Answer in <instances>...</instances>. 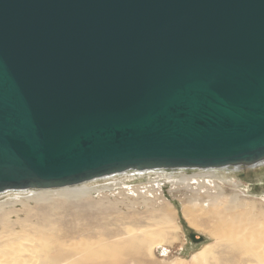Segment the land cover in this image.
Wrapping results in <instances>:
<instances>
[{
    "label": "water",
    "instance_id": "water-1",
    "mask_svg": "<svg viewBox=\"0 0 264 264\" xmlns=\"http://www.w3.org/2000/svg\"><path fill=\"white\" fill-rule=\"evenodd\" d=\"M262 166L264 0H0V197Z\"/></svg>",
    "mask_w": 264,
    "mask_h": 264
},
{
    "label": "rangeland",
    "instance_id": "rangeland-1",
    "mask_svg": "<svg viewBox=\"0 0 264 264\" xmlns=\"http://www.w3.org/2000/svg\"><path fill=\"white\" fill-rule=\"evenodd\" d=\"M257 172L251 183L242 181L238 172L231 171L127 175L85 185L91 190L88 194L68 201L58 196L59 190L11 193L0 197V216H7L11 230L30 233L15 244L30 249H36L40 244L32 236L34 230L41 223L46 224L44 232L49 242L46 252L49 257L59 252L71 254L73 251L68 245L84 239L91 241L98 234L109 235L116 240L127 228H156L167 220L178 229L151 251L149 257L155 264L187 261L207 245L208 254L202 260L203 264H259L255 257L250 256L238 262L226 260L224 246L209 233L211 225L202 223L206 221L210 208L226 209L231 200L242 211L264 214V166L257 168ZM38 194L45 196L46 200L36 201ZM192 215L198 221L190 220ZM70 229L74 231L69 236ZM8 231L0 226V243L12 239L6 236ZM192 233L203 237V241L193 243L189 238ZM56 241L64 244L61 251L52 244Z\"/></svg>",
    "mask_w": 264,
    "mask_h": 264
},
{
    "label": "bare ground",
    "instance_id": "bare-ground-1",
    "mask_svg": "<svg viewBox=\"0 0 264 264\" xmlns=\"http://www.w3.org/2000/svg\"><path fill=\"white\" fill-rule=\"evenodd\" d=\"M90 191V189L81 186L59 190L60 194L58 193V196L67 201L75 200ZM35 200L40 202L45 201L46 198L38 194L35 196ZM185 213L187 212L185 211ZM206 214V221L202 223L207 222L209 226L211 225L209 233L212 236L214 235L217 242L222 243L224 246L226 251L222 250V252L226 253V260L238 262L242 261L243 257L250 256L255 257L259 264H264L263 213L253 214L242 211L236 208L231 200L226 209L221 210L214 206ZM6 217V215L0 216V224L4 231L9 230L6 236L12 237V239L0 243V264H155L149 257L151 251L163 244L166 241L165 238L172 237L173 232L178 229L166 220L163 226H157L156 228L141 230L127 228L122 236L119 235L115 238L116 240L110 238L109 235L98 234L91 241L84 239L68 245L70 250L73 251L71 254L59 252V254L49 257L46 253L48 252L49 242L44 232L46 224L41 223L34 230L35 234L32 236L40 244L36 245V249L31 248L33 249L31 250L26 246L15 245L17 240L24 239L23 237L30 235V233L24 230L20 232L11 230ZM190 220H193V222L198 221L196 216L193 215ZM193 224L192 226H194ZM73 231L71 230L67 234L70 236ZM52 244L56 245L55 249L59 251L64 247L62 242L56 241ZM208 249L209 246L207 245L202 250L192 254L189 260H180L172 264H199L204 259Z\"/></svg>",
    "mask_w": 264,
    "mask_h": 264
},
{
    "label": "trees",
    "instance_id": "trees-1",
    "mask_svg": "<svg viewBox=\"0 0 264 264\" xmlns=\"http://www.w3.org/2000/svg\"><path fill=\"white\" fill-rule=\"evenodd\" d=\"M238 172V176L242 181H246V182H250L251 183V179H253L254 177H256L257 175V168L256 169H245V170H241V171H237Z\"/></svg>",
    "mask_w": 264,
    "mask_h": 264
}]
</instances>
